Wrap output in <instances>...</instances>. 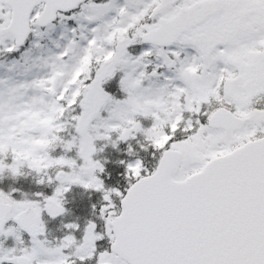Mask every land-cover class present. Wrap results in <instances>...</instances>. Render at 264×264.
Here are the masks:
<instances>
[{
  "label": "snow or ice",
  "instance_id": "1",
  "mask_svg": "<svg viewBox=\"0 0 264 264\" xmlns=\"http://www.w3.org/2000/svg\"><path fill=\"white\" fill-rule=\"evenodd\" d=\"M25 168L49 191L0 189V264H264V0H0V179Z\"/></svg>",
  "mask_w": 264,
  "mask_h": 264
},
{
  "label": "trees",
  "instance_id": "2",
  "mask_svg": "<svg viewBox=\"0 0 264 264\" xmlns=\"http://www.w3.org/2000/svg\"><path fill=\"white\" fill-rule=\"evenodd\" d=\"M120 147L123 149L126 147L125 144H121ZM134 147H138L134 144ZM152 149L145 147L144 149L137 151L136 155L140 156L145 161V166L151 170V165L153 162L154 157L151 155ZM99 155L107 157L108 163L105 165L106 171L110 173L111 179L110 183H119V185L123 188L125 185V181L122 176H118V172H122V166H119L114 163L117 159H124L127 157L126 152H116L114 149L106 148L103 152L99 153ZM36 175L30 169H24V175L17 177L16 182H14L13 178L10 177H3L0 179V189L5 191L8 190L9 187L17 188L25 195L30 196L32 192L35 191H49L45 188L44 185L36 184ZM14 198L19 197V192L13 193ZM65 204L64 207L67 209L66 214L63 217H57L53 219L50 223L47 222V226L49 227V231H53L56 236L60 235L61 230V221L62 220H69L74 219L75 217L79 216L81 221L84 218L88 217L90 213V203L95 202L96 195L90 194L88 192H84L79 188H73L72 191L65 194ZM49 231L47 237H49Z\"/></svg>",
  "mask_w": 264,
  "mask_h": 264
},
{
  "label": "rangeland",
  "instance_id": "3",
  "mask_svg": "<svg viewBox=\"0 0 264 264\" xmlns=\"http://www.w3.org/2000/svg\"><path fill=\"white\" fill-rule=\"evenodd\" d=\"M71 23V22H70ZM147 45H143V47H146ZM139 47H141V46H137V48H139ZM187 51H189L190 53L192 52V51H194V50H192V49H187ZM19 198V197H18ZM44 217H46V219H47V221H48V223H50L53 219H49L48 217H47V215L45 214V216ZM45 219V218H44ZM48 227V226H47ZM50 227V226H49ZM49 237H48V239L50 240V241H54L55 240V238L57 237L56 235H55V233H53V231H49ZM7 243H11V241H8Z\"/></svg>",
  "mask_w": 264,
  "mask_h": 264
}]
</instances>
